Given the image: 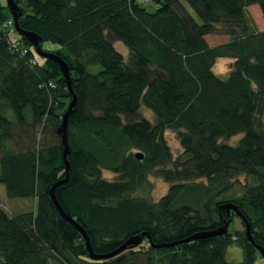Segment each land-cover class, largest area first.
I'll return each mask as SVG.
<instances>
[{
	"label": "trees",
	"instance_id": "1",
	"mask_svg": "<svg viewBox=\"0 0 264 264\" xmlns=\"http://www.w3.org/2000/svg\"><path fill=\"white\" fill-rule=\"evenodd\" d=\"M154 1L149 12L137 0H14L20 29L66 62L70 91L58 64L39 57L26 38L9 43L2 22L10 16L0 0V184L8 198L35 199L34 210L10 215L0 207V264H256L253 243L264 250V29L246 7L258 5L264 19V0ZM216 32L229 39L211 46L206 35ZM218 58L232 60L225 78L213 71ZM72 94L69 171L56 200L85 230L94 254L147 234L106 259H90L49 194L65 177L56 129ZM141 106L154 123L135 119ZM167 129L182 147L175 158ZM237 134L236 145L221 142ZM103 170L115 179L103 178ZM151 173L169 183L155 202L139 194ZM234 217L244 229L231 233ZM226 219L224 234L156 246ZM234 242L243 252L239 263L225 259Z\"/></svg>",
	"mask_w": 264,
	"mask_h": 264
},
{
	"label": "rangeland",
	"instance_id": "2",
	"mask_svg": "<svg viewBox=\"0 0 264 264\" xmlns=\"http://www.w3.org/2000/svg\"><path fill=\"white\" fill-rule=\"evenodd\" d=\"M6 3V1L4 0ZM138 4L145 7L147 11L153 12L158 7V2L154 0H137ZM188 12L196 19L198 18L195 16L193 11L187 7ZM4 13L10 16L8 8L3 9ZM246 14L247 17L253 22L257 30L264 29V19L262 17V13L258 5L253 4L246 7ZM229 39L227 34L221 33H212L206 35V41L209 45L213 46L222 42H226ZM44 46H47V43H44ZM115 48L123 55L124 60L127 61L128 59V50L121 42H114ZM48 48V47H46ZM231 59L229 58H218L216 59L213 65V71L221 78H225L228 74V69L231 63ZM122 117V121L126 122V118ZM137 118H144L151 123L156 121V117L153 112L147 109L144 106H141L138 115L135 117ZM262 122L264 125V112L262 114ZM242 134H237L229 138L221 139V142L227 143L229 145H236L241 138ZM165 140L170 148L173 158H175L179 153L182 151V147L180 145L179 139L174 131L167 129L164 132ZM102 177L107 180H114L116 175L110 171L103 170ZM149 182V187L145 188L141 193L142 196H145L150 201H157L162 195H164L169 187V183H166L161 177L156 175L155 173H151L147 177ZM0 207L8 212L10 215L13 213H19L29 210H34L35 208V199H14L8 198L5 194V190L2 184H0ZM244 229L241 219L239 217H234L232 223L229 225V231L233 233L234 230L242 231ZM225 259L230 263H239L243 260V252L242 249L234 242L232 243L225 252ZM256 264H264V258L260 255L256 256L255 258ZM158 264H163L160 261Z\"/></svg>",
	"mask_w": 264,
	"mask_h": 264
},
{
	"label": "water",
	"instance_id": "3",
	"mask_svg": "<svg viewBox=\"0 0 264 264\" xmlns=\"http://www.w3.org/2000/svg\"><path fill=\"white\" fill-rule=\"evenodd\" d=\"M6 5H7L9 13L11 15V18L13 20V25H14V28L17 31V33L20 36L26 38L31 43L35 53L38 56H40L42 58L50 59V60H52V61H54V62H56L58 64V66L60 68V71H61V73H62V75H63V77H64V79L66 81V85H67L68 89L71 91V80H70V77H69V72H68V67H67L66 62L62 58L57 56L56 54H54V53H52L50 51H45V50L41 49L40 42H41L42 39L36 33L26 32V31H23L22 29H20V27L18 25V17L20 15V11L18 9V6L14 2V0H6ZM75 103H76V98H75V95L72 94V98H71V101L68 104L67 110L63 113V115L61 117V122H60L59 126L56 129V133L60 137L61 144H62V147H63L62 160H63L64 166H65V177L63 179H60V180L56 181L50 187L49 194H50V198L52 199L56 209L59 212V214L67 222L72 224L77 229V231L81 234V236H82V238L84 240V243L86 245V248L88 250L90 259H92V260L106 259V258L112 257V256H114V255H116V254H118V253H120V252H122V251H124L126 249H129L131 247L137 246L140 243V241L142 240V238L147 236V234L146 233H139V234H136L134 236H130L118 248H116L115 250H113L112 252H109L107 254H103V255L94 254L93 251H92L90 242H89L88 235L85 232V230L76 222V220H74L73 218L68 216L63 211V209L61 208L60 204L56 200V197H55V194H54L55 187L57 185H60V184H62L64 182H66L67 177H68L69 162L67 160V155L69 154L70 149H69V145H68V142H67V123H68L69 116H70L71 112L74 109ZM135 157L137 159H141L142 158V154L140 152H138V153L135 154ZM223 207H225L227 213H229V210H233V212H235L242 220H244L242 215L237 211L236 207L233 206L232 204H226ZM228 225H229V220L226 219L224 221L223 225L218 227V228H216L215 230H212V231H209V232L200 233V234H195V235H192V236H190V237H188V238H186L184 240L178 241V242H172V243H168V244H158L156 246L157 247H168V246H171L173 244H177L179 242H187V241H190V240L196 239L198 237H202V236L221 235V234H224L227 231ZM245 231H246V235L248 237V240L250 242H252V239L250 237L248 223H245ZM253 245L258 250L260 256H262L264 258V250L261 247L256 246L254 243H253Z\"/></svg>",
	"mask_w": 264,
	"mask_h": 264
},
{
	"label": "bare ground",
	"instance_id": "4",
	"mask_svg": "<svg viewBox=\"0 0 264 264\" xmlns=\"http://www.w3.org/2000/svg\"><path fill=\"white\" fill-rule=\"evenodd\" d=\"M6 1V0H5ZM10 18H11V15H10ZM12 19V18H11ZM8 20H10L9 18H6L5 20H3V22H2V25L4 24V23H6V22H8ZM4 27V26H3ZM5 28V27H4ZM6 30H7V36H8V39H9V43H11V44H14L13 43V38H15V37H17V35L19 36V34L17 33V31L15 30V28H14V25H13V20H12V27H9V28H6ZM118 42V41H117ZM16 51H17V49L18 48H14ZM40 57V56H39ZM68 107V106H67ZM67 110V109H66ZM139 151H137V150H134V156H135V154L136 153H138Z\"/></svg>",
	"mask_w": 264,
	"mask_h": 264
},
{
	"label": "built area",
	"instance_id": "5",
	"mask_svg": "<svg viewBox=\"0 0 264 264\" xmlns=\"http://www.w3.org/2000/svg\"><path fill=\"white\" fill-rule=\"evenodd\" d=\"M10 20H8V22H6V23H4L3 24V26L5 27V28H9V27H12V19L11 18H9ZM17 37H15V38H13V43L14 44H12V45H15L17 42ZM23 52H25V50H23Z\"/></svg>",
	"mask_w": 264,
	"mask_h": 264
}]
</instances>
